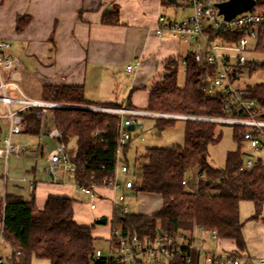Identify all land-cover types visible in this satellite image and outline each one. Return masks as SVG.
Listing matches in <instances>:
<instances>
[{"label":"trees","instance_id":"16d2710c","mask_svg":"<svg viewBox=\"0 0 264 264\" xmlns=\"http://www.w3.org/2000/svg\"><path fill=\"white\" fill-rule=\"evenodd\" d=\"M264 11V0H256ZM118 10L105 12L102 23L118 24ZM19 30V26L17 27ZM254 52L260 59L249 62V72L264 69V23L257 29ZM185 84L178 86L179 60L167 58L164 73L150 88L146 107L150 112H168L203 117L231 116L225 113L222 98L205 92L202 85L204 70L193 56L187 54ZM263 61V64H262ZM247 97L264 111V83L249 84ZM44 101H53L70 107L52 108L39 113L29 107L20 112L23 133L38 136L45 120L61 131V141L67 145L74 139L76 153L73 159V181L80 186H91L112 177L116 161L118 123L120 115L86 109V106L121 107V103L88 101L81 86L44 85ZM126 107H133L130 103ZM155 126L160 131L174 123L175 118L156 117ZM219 123L188 119L184 122V144L169 148L151 147L138 155L135 163L141 167L137 192L157 195L160 207L149 213H121L115 208L111 227H119L123 234L131 233L153 238L158 234L173 235L180 230L194 227L214 230L219 239L233 240L236 253L245 249L239 202L250 201L255 219L264 205V166L260 160L248 170H241L242 132L244 127L231 125L232 137L237 145L225 155L222 168L208 161V148L219 141ZM130 142V141H129ZM128 142V143H129ZM121 150L122 161L129 165L127 150ZM197 169V188L190 190L187 173ZM3 224L2 240L19 254H12L7 264H30L32 257L44 258L49 264H104L93 262L96 249L91 226L79 225L73 218V199L49 196L42 209H37L33 197L5 194L0 200V223ZM162 264H185L179 257Z\"/></svg>","mask_w":264,"mask_h":264},{"label":"crops","instance_id":"0c3cea01","mask_svg":"<svg viewBox=\"0 0 264 264\" xmlns=\"http://www.w3.org/2000/svg\"><path fill=\"white\" fill-rule=\"evenodd\" d=\"M182 6L181 0L173 3L167 0H0V41H7L6 52L18 58L16 84L31 98L41 99L44 85L81 86L85 98L92 103L117 102L125 106L130 103L133 106L130 108L144 109L150 88L164 73L166 59L172 57L182 63L190 50L188 44L177 38L155 34L160 16L173 21L184 18L178 9ZM114 8L118 10V24H103V14ZM128 65L132 66L130 70L126 68ZM1 74L2 81L8 83V73ZM6 91L11 97L17 95L12 88ZM0 107L3 109L0 115H4L6 106L1 101ZM10 108L18 109V105L11 104ZM7 135L8 119L0 117V149ZM14 137H17L15 143H39L38 136L23 132ZM43 144L46 149L54 146L48 139ZM37 154L27 152L23 155L25 159L12 157V164L20 160L21 167L13 165L10 172L6 167L10 157L5 159L0 154V170L3 158L6 183L11 174L0 200L5 194L21 195L26 200L33 197L36 208L42 209L49 196L71 198L73 218L83 226H91L94 217H106L107 221L112 217L114 193L111 189L97 187L95 207H89L93 213L88 211L82 216L81 205L74 198L79 190L77 185L72 177L71 183L63 182L71 171H63L61 166L50 170L44 156L38 155L36 161L32 159ZM41 163L48 167L50 182L36 181ZM195 183L194 190L197 179ZM139 193L159 202L154 209L139 214H149L160 207L157 195ZM238 209L245 243V249L237 253L240 262L264 264V205L255 219H250L254 214L250 201H240ZM91 227L95 238L109 244L110 227ZM191 231L197 239L204 238L203 245L209 249L236 251L233 240L219 239L215 244L200 229Z\"/></svg>","mask_w":264,"mask_h":264},{"label":"built area","instance_id":"2783aa9c","mask_svg":"<svg viewBox=\"0 0 264 264\" xmlns=\"http://www.w3.org/2000/svg\"><path fill=\"white\" fill-rule=\"evenodd\" d=\"M182 5L190 10L187 17L180 21H173L165 16L158 18L155 34L161 37L168 34L188 44V54L193 56L195 63L204 70L202 85L206 93L222 98L225 113L232 114L225 117H203L192 115H172L167 113L150 112L142 109L108 106H86L84 108L115 113L120 115L118 123L119 136L117 139L116 161L111 178L102 180L101 183L85 187L77 185L78 189L87 195L92 203L90 209H94L97 199L96 188L106 187L113 191V208L121 213L128 212L127 196L136 195L138 178L131 172L128 164L122 161L121 150L131 139L129 126H141L137 118L162 117L179 119H198L219 124L239 125L244 127L242 145L247 144L255 151L264 150V111L256 106L255 102L248 98L246 88L249 85L245 76L249 74V58L247 53L254 52L257 29L264 23V11L256 3L248 10L235 15L229 21H225L219 14L217 5L228 0H181ZM224 26L219 33L216 29L221 23ZM9 47L7 41H0V101L6 106L2 118L8 119V135L3 139V147L0 154L8 157H25L27 152L38 153L33 156L36 161L38 155L44 156L50 170L61 166L63 171L74 170V164L67 152L66 145L61 141V131L52 126L49 128L42 121V127L38 144L24 145L13 143L12 136L23 132L20 112L29 107L37 108L39 113H46L52 108L70 107L53 101H44L27 96L16 84L15 73L20 62L17 57L6 52ZM183 69L185 62L182 60ZM128 65L127 70L131 69ZM2 71L9 75V82L2 81ZM12 88L17 95L11 97L6 89ZM18 105V109H11L10 105ZM54 142V146L47 150L43 140ZM258 159L246 156L241 170H248ZM186 185V181L182 182ZM200 229L203 234L215 244L219 237L214 230ZM3 224L0 223V245L2 241ZM204 238H196L192 231L180 230L173 235L158 234L153 238L139 236L137 234H123L119 227H111L109 237L108 254H103L96 248L93 262L104 261V264H162L173 258L179 257L185 264H241L236 251L209 249L203 245ZM19 254V250H13ZM0 264H6L0 256Z\"/></svg>","mask_w":264,"mask_h":264},{"label":"rangeland","instance_id":"374dc122","mask_svg":"<svg viewBox=\"0 0 264 264\" xmlns=\"http://www.w3.org/2000/svg\"><path fill=\"white\" fill-rule=\"evenodd\" d=\"M181 14H184V18L187 17L190 13L187 7L182 6L179 7ZM247 56L249 58H254V59H260L261 55L257 54L256 52H251L247 53ZM246 82L249 84L253 83H264V69H256L249 74H246L245 76ZM177 84L178 86H183L185 84V71L183 69V65L181 61L178 63V69H177ZM0 110L3 112L2 107H0ZM160 113V112H159ZM167 114H172V115H184V114H173V113H168V112H163ZM139 120V123L141 126L136 125L134 129L131 131V139L130 142L128 143V150L126 153L127 160L129 163V168L131 172H134L136 175V178H138L137 182L139 183V179L141 176V167L135 163V159L138 155L144 153L145 149L151 148V147H161V148H169L173 146H181L184 144V122L185 120L188 119H179L175 118V121L172 125L165 127L162 130H158L157 127L155 126L156 119L154 117H140L137 118ZM47 126L49 128L52 127L51 124L47 122ZM217 130L221 132V137L218 142L212 144L208 148V161L209 163L216 167V168H222L225 163V155L228 151L230 150H235L237 148V145L232 137V127L229 124H218L217 125ZM15 136V135H14ZM13 136V143H15V139L17 137ZM20 140V139H19ZM52 147L50 146V150ZM67 152L70 156L71 161L73 162L75 153H76V145H75V140L71 139L67 143ZM241 153L243 158L246 156H249L253 159H258L264 166V150L260 151H255L251 149L247 144H243L241 147ZM4 158V157H3ZM2 158L1 162V170H0V196H3V191L6 188V184L10 183V176L7 178V183L6 179L4 178L5 176V163L4 159ZM13 158H15L13 156ZM12 157H10L7 161L6 167L9 168V172L11 168L13 167L14 164H12ZM15 165L18 167V164L20 166L21 161H15ZM14 165V166H15ZM21 167V166H20ZM74 168V167H73ZM38 174L36 175V181H44V182H50V176H49V170L48 167H44L41 165L38 167ZM56 176L59 177L60 174L56 170ZM72 173L69 174V178H64L63 182L65 181H70L72 182ZM187 180H188V186L187 188L190 190H194L195 182L197 179V169L195 167H192L188 173H187ZM72 177V178H71ZM62 181V180H61ZM75 200L79 205H81V215H86L87 212L89 211L90 213H93L89 209L90 203H92L91 199L80 192L79 190H76L75 192ZM151 199V200H150ZM127 203L129 205V212L130 213H139V212H146L149 209H154L156 206H158L159 202L156 200V198H147V196L139 193L136 195L130 194L127 197ZM98 218H95L91 221V226L94 225L96 226H103L107 227V229L110 227L111 228V219H108L106 224H97ZM95 247L99 248V250L103 254H108V248L109 245L107 242L97 239L95 241ZM13 254V249L10 247V245L7 244L5 240L1 241L0 245V256L3 258V261L7 264V260L11 259ZM33 261V262H32ZM49 264L48 260L44 258H36L32 257L30 260V264Z\"/></svg>","mask_w":264,"mask_h":264},{"label":"water","instance_id":"95a60500","mask_svg":"<svg viewBox=\"0 0 264 264\" xmlns=\"http://www.w3.org/2000/svg\"><path fill=\"white\" fill-rule=\"evenodd\" d=\"M168 2L173 3L175 0H167ZM255 4V0H228L223 3H219L217 5L219 9V14L223 15V18L225 21H229L232 19L235 15L244 12L251 8ZM224 26V23L222 22L220 26L216 29V33H219L221 28ZM263 64V61H262ZM134 129L133 125L129 126V130L132 131ZM106 217H102L97 219V224H105L106 223Z\"/></svg>","mask_w":264,"mask_h":264}]
</instances>
